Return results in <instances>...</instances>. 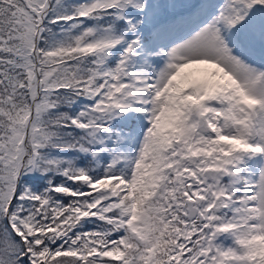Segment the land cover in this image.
<instances>
[{
    "label": "snow or ice",
    "instance_id": "snow-or-ice-1",
    "mask_svg": "<svg viewBox=\"0 0 264 264\" xmlns=\"http://www.w3.org/2000/svg\"><path fill=\"white\" fill-rule=\"evenodd\" d=\"M0 264H264V0H0Z\"/></svg>",
    "mask_w": 264,
    "mask_h": 264
}]
</instances>
